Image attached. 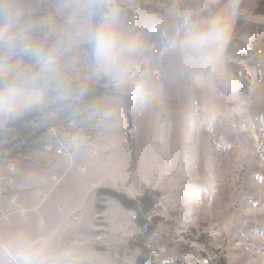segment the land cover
<instances>
[{
	"label": "rangeland",
	"instance_id": "374dc122",
	"mask_svg": "<svg viewBox=\"0 0 264 264\" xmlns=\"http://www.w3.org/2000/svg\"><path fill=\"white\" fill-rule=\"evenodd\" d=\"M20 2L32 41L55 46L65 25L60 0ZM111 2L123 28L151 48L137 60L136 79L117 87L98 74L87 45L70 44L59 57L60 91L53 86L44 104L17 118L57 114L56 133L80 139L71 160L22 145L32 118L0 132V155L43 165L37 206L52 195L63 215L81 203L73 212L81 218L70 222L91 229L77 237L94 248L93 264H264V0ZM185 14L201 23L219 19L224 39L215 71L174 76L160 57L161 33ZM5 52L16 70H34L18 49L1 44ZM50 174L62 178L47 193L42 178L50 184ZM102 189L149 201L147 224L98 195Z\"/></svg>",
	"mask_w": 264,
	"mask_h": 264
},
{
	"label": "clouds",
	"instance_id": "9594fccd",
	"mask_svg": "<svg viewBox=\"0 0 264 264\" xmlns=\"http://www.w3.org/2000/svg\"><path fill=\"white\" fill-rule=\"evenodd\" d=\"M58 10L65 16L62 34L55 46L44 48L30 38L32 25L20 0H0V44L18 49L35 65L9 76L11 66L0 63V116L12 118L41 106L53 86L60 91L59 57L70 44L87 45L98 74L117 87L135 80L137 60L151 53L140 33L123 28L120 9L111 0H60ZM223 39L218 18L201 23L185 14L161 33L159 55L173 66L174 76L215 71ZM0 264H77V258L70 249L20 231L0 238Z\"/></svg>",
	"mask_w": 264,
	"mask_h": 264
},
{
	"label": "crops",
	"instance_id": "0c3cea01",
	"mask_svg": "<svg viewBox=\"0 0 264 264\" xmlns=\"http://www.w3.org/2000/svg\"><path fill=\"white\" fill-rule=\"evenodd\" d=\"M3 62L11 66L13 70L9 73V76H11L17 69L15 61L11 60L5 52L4 54L0 53V63ZM7 119L0 116V132L5 131ZM11 119L15 120L17 116ZM31 150L33 152L34 149ZM30 151H28V154L32 153ZM36 151L40 156L45 154L43 151ZM9 165L14 167L13 174L7 172ZM44 172L45 169L40 162L23 161V159H16L12 156L0 155V238H5L20 231L27 232L34 238L47 239L54 248L70 249L77 258V264H93L96 258L94 253L96 254V252L93 247L87 244L85 236L83 239L80 238L83 234L90 235L91 229L84 227V230H74L71 225L73 212L81 207V203L77 202L78 205H75L68 213L63 215L58 214L55 210L59 207V204L57 206L50 201L52 195L40 206H37L39 201V188L37 185L39 184V177L44 175ZM9 179L11 180L9 181ZM58 187H56V190ZM12 189L19 190V199L16 206L10 205L6 199V192ZM17 208L29 211L26 220H22L20 214L13 213ZM78 234L80 237H77ZM82 242H84L83 245H81ZM85 252H92V254L86 255Z\"/></svg>",
	"mask_w": 264,
	"mask_h": 264
},
{
	"label": "built area",
	"instance_id": "2783aa9c",
	"mask_svg": "<svg viewBox=\"0 0 264 264\" xmlns=\"http://www.w3.org/2000/svg\"><path fill=\"white\" fill-rule=\"evenodd\" d=\"M46 118V115H40L39 113L35 115L31 119L30 124L25 132L26 137H24L22 141L20 140V142L22 143V145H29L31 148L41 150L44 153L54 154L60 159L62 158L66 161L71 160L73 152L72 150H74L80 144L79 136L77 134H71L66 138L59 136V134L56 133L57 125L55 124V121L58 119L57 114L53 115V117L51 116L49 121ZM52 121H54V124L52 123ZM29 137L31 139H28ZM7 172L13 174L14 167L12 165H9L7 168ZM61 178V175L58 176L56 174H50V184H48V179L46 177L42 178V181L47 184V189L49 190L47 193H50L57 187V185H59ZM10 180L11 179H9V181ZM6 193V199L8 200V203L12 206H16L19 199L18 190L12 189L11 191ZM47 193L44 194V192H40L42 201L46 199ZM20 210V208L16 209V211L20 213V216H22L23 218L27 217V210L24 209L22 210L23 212H20ZM80 218L81 215L76 213L72 216V221L77 222V220H79Z\"/></svg>",
	"mask_w": 264,
	"mask_h": 264
},
{
	"label": "trees",
	"instance_id": "16d2710c",
	"mask_svg": "<svg viewBox=\"0 0 264 264\" xmlns=\"http://www.w3.org/2000/svg\"><path fill=\"white\" fill-rule=\"evenodd\" d=\"M37 114L38 113H31V114H27V116H24V117H21V118L19 117V118L13 120L11 125H7L6 127L11 126L12 128H14V130H17L19 128L22 120L31 119ZM23 135L25 136V133H23ZM28 139H31V138L29 137ZM98 195H108L109 197L120 201L121 204L123 205V207H125L127 209L135 210V212H136L135 217H134L135 223L138 226H144L145 225L147 220L143 216V209L142 208L149 201H146L145 199H142V198L130 199L127 196H125V195H123L121 193H117L115 191H111V190H108V189L100 190Z\"/></svg>",
	"mask_w": 264,
	"mask_h": 264
}]
</instances>
